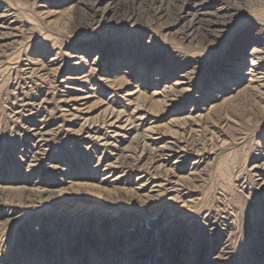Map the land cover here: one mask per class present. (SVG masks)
Listing matches in <instances>:
<instances>
[{
  "label": "rangeland",
  "instance_id": "1",
  "mask_svg": "<svg viewBox=\"0 0 264 264\" xmlns=\"http://www.w3.org/2000/svg\"><path fill=\"white\" fill-rule=\"evenodd\" d=\"M150 1L0 0V264H264V0Z\"/></svg>",
  "mask_w": 264,
  "mask_h": 264
},
{
  "label": "bare ground",
  "instance_id": "2",
  "mask_svg": "<svg viewBox=\"0 0 264 264\" xmlns=\"http://www.w3.org/2000/svg\"><path fill=\"white\" fill-rule=\"evenodd\" d=\"M145 1L147 3H149L150 5L146 4ZM138 0V5L136 6L134 2L130 3L128 2V5H126L124 7V11L125 12H129V15L135 14L134 10L139 6L141 7L142 12L145 11V9L143 8L144 4L146 5V9H148L147 11H151V4H153V1L150 0ZM165 1V0H164ZM194 2L193 7H196L199 4V0H192ZM179 2V0H169V4H174ZM170 7V6H169ZM173 7V6H172ZM122 10V11H123ZM156 10V9H155ZM198 8L196 7L194 9V12L192 13V19H190L189 22L186 23V25L183 27V31H186L188 33H191L193 35V37L197 36L202 38L203 40H210L211 38L215 37V34H217V32L223 27L224 25V21L222 22L220 17L218 16L217 13H202V15L197 12ZM147 11L143 12V13H147ZM182 12H184L183 9H181ZM169 12H171L169 10ZM126 13V16H127ZM154 16L156 14V12H154ZM125 15V14H124ZM128 15V17H129ZM206 15L208 17H210L208 20L205 19ZM221 15V14H220ZM170 17V16H169ZM6 18V17H5ZM123 18V17H122ZM171 18V17H170ZM2 21V20H1ZM171 22V21H170ZM224 28V27H223ZM258 52V51H257ZM261 53H264V51L262 50ZM264 65V57H256L254 59H252V66L253 69H251V72L247 71L244 72V75L250 77V82H257L259 83V85L264 86L263 83H261L264 79V74L259 71V69H262V66ZM122 110V109H121ZM134 110V109H133ZM124 112V111H123ZM135 114L136 117H133L132 120L130 118V116H128L127 118L120 113L114 114L113 112H106L104 113V123H106L109 127H112L115 129L114 132H116V135H120L122 131L124 132H130L132 131V129L134 128V121H143L147 116L145 114H147V111L145 112V109L141 108L140 106L136 107L135 109ZM75 115V114H74ZM132 117V116H131ZM148 118V117H147ZM190 118V117H189ZM149 119V118H148ZM194 120V119H193ZM187 121L189 122V120H186V123L183 122L181 125L179 124L178 127L183 128V130H185L184 128H186L185 126H188L191 124H187ZM137 122V123H138ZM142 124V123H141ZM172 124H175L174 122ZM185 124V125H184ZM198 124V123H197ZM95 125V124H94ZM139 125V124H138ZM178 124H176L175 126H177ZM91 126V125H90ZM195 126V125H194ZM147 127V126H146ZM191 128V127H190ZM179 129V128H177ZM144 130V128H143ZM191 130V129H190ZM191 132V131H189ZM188 132V133H189ZM121 137V136H120ZM143 138V140H148V141H152L154 144H159V143H163L164 139H165V134L164 132H161L159 130V128L157 126L154 125H149L144 131L143 134H141L140 136H136V138ZM135 138V137H134ZM173 139L174 142H169V144H161L160 146L156 147L155 150L156 152H162V154L164 152L165 153V157L169 158L170 156V152L169 151H173L174 148L171 149V147H177V148H182L183 146H181L184 142L187 141V137L182 136L181 138H175V137H170V139ZM185 138V140H184ZM139 141V140H138ZM112 144V143H111ZM147 146V145H146ZM137 147V146H136ZM150 147V145H149ZM151 151V150H150ZM159 153V154H160ZM174 154V153H173ZM118 155V154H117ZM161 157V155H160ZM156 159V158H155ZM163 161H165V159H163ZM263 163V162H262ZM112 166V165H111ZM162 165H160L159 167H161ZM264 165H262L263 167ZM154 167V166H153ZM163 167V166H162ZM258 167V166H257ZM261 167V166H260ZM138 168V167H137ZM152 168V167H151ZM256 168V167H255ZM157 169V168H156ZM263 169V168H262ZM164 171V170H163ZM166 171H170V170H166ZM171 173V172H170ZM150 174V173H149ZM167 174V173H166ZM165 174V175H166ZM254 174V173H253ZM163 175V174H162ZM152 176V175H151ZM167 176V175H166ZM146 178V177H145ZM262 178V177H261ZM163 179V178H162ZM169 179V178H168ZM263 180V179H262ZM263 182V181H262ZM173 185V184H172ZM179 185V184H178ZM260 186V185H259ZM261 187V186H260ZM177 189V188H176Z\"/></svg>",
  "mask_w": 264,
  "mask_h": 264
}]
</instances>
